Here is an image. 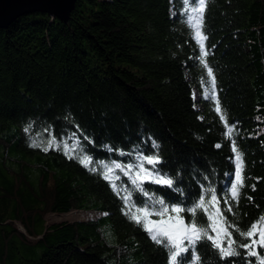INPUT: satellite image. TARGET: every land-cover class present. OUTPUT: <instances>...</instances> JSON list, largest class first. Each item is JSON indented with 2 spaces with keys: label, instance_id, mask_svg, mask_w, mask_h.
Here are the masks:
<instances>
[{
  "label": "trees",
  "instance_id": "trees-1",
  "mask_svg": "<svg viewBox=\"0 0 264 264\" xmlns=\"http://www.w3.org/2000/svg\"><path fill=\"white\" fill-rule=\"evenodd\" d=\"M198 5L78 0L67 23L34 14L0 30V264H170L122 197L131 192L135 207L153 201L119 169L111 182L103 176L138 156L158 155V170L174 180L145 183L150 196L188 209L214 190L224 227L248 242L236 229L264 217V0H206L203 49L191 22ZM233 140L244 161L238 200ZM50 142L56 147L43 151ZM73 211L103 216L46 226L47 216ZM195 220L209 224L201 210ZM240 252L222 260L204 240L180 261L256 264Z\"/></svg>",
  "mask_w": 264,
  "mask_h": 264
},
{
  "label": "snow or ice",
  "instance_id": "snow-or-ice-1",
  "mask_svg": "<svg viewBox=\"0 0 264 264\" xmlns=\"http://www.w3.org/2000/svg\"><path fill=\"white\" fill-rule=\"evenodd\" d=\"M206 6V0H199L198 7L191 9L194 14L191 22L195 28V38L200 42V46L203 49V41L207 39L206 35H202L203 25V13ZM207 56V52L203 53ZM205 68H207V74L211 78V90L206 98H211L212 92L215 89V77L213 70L208 67L205 62ZM216 111H221L219 101H216ZM221 119L225 117L222 115ZM27 131V129H26ZM232 129H228V134L231 136ZM39 147V145H32ZM53 147H56L54 142H50L42 150L47 152ZM220 147V145H217ZM75 151V150H73ZM232 151L236 153L235 156V182L230 185V195L234 200H238L240 190L244 187L243 183V170L244 161L242 153H240L236 146L235 141H232ZM68 155V153H65ZM69 159L75 158L73 155H68ZM138 162L136 164L122 165L115 163L112 166H105L106 170L103 173L105 179L110 180L112 173L115 169H119L129 177V180L138 192L143 193L145 197H148L153 203L150 206L135 207L131 201V192H127L122 197L125 201L126 208L128 209L125 214L135 222L137 225L143 227V229L149 233L150 238L156 244L162 245L167 248L170 253V264H181L180 258L184 253H187L189 249H195L196 245L201 241L207 240L211 242V246L217 250L222 260H228L229 258L238 257L241 255L240 249H244L248 257H256V264H264V257H260L257 248L264 249V217L260 218L259 226L254 223L250 226L249 230L240 231L238 228L236 231L240 236L244 237L248 242L239 243L232 238V233L224 227V218L220 213V209L215 205L218 203L217 196L214 190L211 192L210 200L206 203L205 199L201 197L199 201L191 208L185 209L179 205H173L171 208L165 204L162 199H154L150 196L149 192L145 189V183H152L157 185H164L172 187L174 180L162 175L158 170V165L162 163L158 155L155 156H138ZM80 163L85 167H89L92 164L91 157L83 156L80 158ZM145 164L151 165V168L145 167ZM95 171V169H91ZM115 189L117 185L112 184ZM159 205L157 209L156 206ZM135 209L134 211L132 209ZM198 210L207 214L209 224L207 227L200 226L196 223L195 216ZM229 211L231 209H228ZM185 211L189 212L192 216L190 222H185L181 213ZM171 213V214H170ZM174 214V215H172ZM158 216L160 219L153 220L151 216ZM231 227H234L230 225ZM210 233H215L211 235ZM225 241L227 242L225 244ZM197 264H199V257H196Z\"/></svg>",
  "mask_w": 264,
  "mask_h": 264
},
{
  "label": "water",
  "instance_id": "water-1",
  "mask_svg": "<svg viewBox=\"0 0 264 264\" xmlns=\"http://www.w3.org/2000/svg\"><path fill=\"white\" fill-rule=\"evenodd\" d=\"M77 2L78 0H0V30L9 28L21 17L34 14L49 15L67 23Z\"/></svg>",
  "mask_w": 264,
  "mask_h": 264
},
{
  "label": "bare ground",
  "instance_id": "bare-ground-1",
  "mask_svg": "<svg viewBox=\"0 0 264 264\" xmlns=\"http://www.w3.org/2000/svg\"><path fill=\"white\" fill-rule=\"evenodd\" d=\"M94 213L93 212H84V211H73V212H70L68 214H52V215H49L50 217L48 218L49 219V222L50 221H63V220H73V219H76V220H82L83 218H87V217H93ZM20 229L22 231H24V229L22 228V226L20 225Z\"/></svg>",
  "mask_w": 264,
  "mask_h": 264
},
{
  "label": "rangeland",
  "instance_id": "rangeland-1",
  "mask_svg": "<svg viewBox=\"0 0 264 264\" xmlns=\"http://www.w3.org/2000/svg\"><path fill=\"white\" fill-rule=\"evenodd\" d=\"M205 95L208 96V95H209V92L205 93ZM196 98H197V101H199V100L201 99V94H200V92H199L198 90H196ZM199 107H201V106L199 105ZM93 213H94L93 217H87V218L85 217V218H83L82 220H76V219H73V220L50 221V222H49V219H48V218H49L50 216H47L46 219H45V222H46V226H50V225H52V224H55V223H62V222H75V221H85V220H96V219H98V218H100V217L103 216L102 214L97 213V212H93ZM17 226H18L19 229H20V224H18Z\"/></svg>",
  "mask_w": 264,
  "mask_h": 264
}]
</instances>
